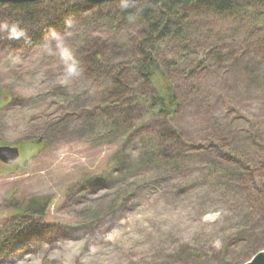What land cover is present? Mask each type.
Wrapping results in <instances>:
<instances>
[{
	"label": "rangeland",
	"instance_id": "obj_1",
	"mask_svg": "<svg viewBox=\"0 0 264 264\" xmlns=\"http://www.w3.org/2000/svg\"><path fill=\"white\" fill-rule=\"evenodd\" d=\"M75 4L53 28L0 33V145L20 150L0 162V264H244L264 250V0L190 11L186 36L157 45L153 86L133 66L142 21ZM170 83L177 109L159 113ZM32 199L41 216L26 217ZM27 219L34 233L10 234Z\"/></svg>",
	"mask_w": 264,
	"mask_h": 264
},
{
	"label": "trees",
	"instance_id": "obj_2",
	"mask_svg": "<svg viewBox=\"0 0 264 264\" xmlns=\"http://www.w3.org/2000/svg\"><path fill=\"white\" fill-rule=\"evenodd\" d=\"M72 3L76 4L71 11L75 8L79 10L82 4L92 6L91 3L81 0H46L32 3L1 4V6L6 8L3 12L6 16L1 17L0 14V22H6L9 25L19 22L24 25H30L38 32L43 30L44 27L53 28L62 24L63 16L67 13V10L69 11ZM114 3H120L123 6L122 9L114 10L118 16H136L144 24L145 38L143 37L138 45L142 55L133 63V66L138 70L137 72L145 82L153 86V84H157L161 80L158 70L162 68L161 64L164 63L158 61L157 45L170 37L184 38L186 36L188 27L184 22L187 20V14L190 11L202 13V10H205L206 12L212 11L219 15L238 14L242 16L250 14L249 8L254 4V0H141L132 4L125 2ZM108 4L97 6L99 10H104L105 6H109ZM72 14L73 12L69 16ZM98 61V59L94 61L93 65L95 66ZM165 64L172 65L171 62ZM160 75H162L161 71ZM171 86L170 83L166 91L156 93L152 98L151 104L158 109L159 113H173L177 109L175 107L174 92H170ZM23 209L26 217L41 216V214L46 212L47 203L41 204L38 199H32L26 203V207ZM33 223H35L33 220L27 219L22 227L16 224L12 226L13 229L10 234L13 236H17L19 233L25 234L27 228H29L31 233H34L33 228H36V226Z\"/></svg>",
	"mask_w": 264,
	"mask_h": 264
},
{
	"label": "water",
	"instance_id": "obj_3",
	"mask_svg": "<svg viewBox=\"0 0 264 264\" xmlns=\"http://www.w3.org/2000/svg\"><path fill=\"white\" fill-rule=\"evenodd\" d=\"M46 0H0L2 4H18V3H32ZM92 5L114 3V2H126L132 4L141 0H81ZM20 156L19 147L16 145H0V161L6 165L14 164ZM244 264H264V250H261L254 254L250 260Z\"/></svg>",
	"mask_w": 264,
	"mask_h": 264
},
{
	"label": "clouds",
	"instance_id": "obj_4",
	"mask_svg": "<svg viewBox=\"0 0 264 264\" xmlns=\"http://www.w3.org/2000/svg\"><path fill=\"white\" fill-rule=\"evenodd\" d=\"M0 33H7L8 39H20L22 37H26V32L22 28H20L18 24L9 25L6 22H0ZM60 55L61 58L66 61L70 58V53L67 49H61ZM67 74L69 76L76 74V67L74 64L68 65ZM62 82L67 83V80H64Z\"/></svg>",
	"mask_w": 264,
	"mask_h": 264
}]
</instances>
